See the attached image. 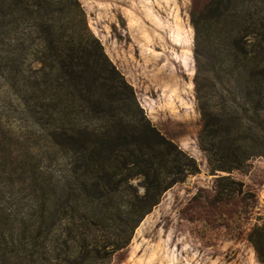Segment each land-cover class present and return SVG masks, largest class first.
<instances>
[{"label":"rangeland","instance_id":"374dc122","mask_svg":"<svg viewBox=\"0 0 264 264\" xmlns=\"http://www.w3.org/2000/svg\"><path fill=\"white\" fill-rule=\"evenodd\" d=\"M209 1L79 0L91 32L133 87L147 119L198 166L164 193L130 244L112 256L109 249L89 254L90 244L114 240L122 222L100 224L93 233L84 212L65 215L61 196L72 181L70 155L48 142L0 61V264H264L250 240L264 252V158L251 159L246 173L212 172L199 142L205 105L220 114L231 106L243 132L253 126L241 72L230 61L221 64L211 30L196 39L192 12ZM11 45L22 64L16 80L40 81L37 47ZM222 177L242 183L241 193L221 200L216 185ZM141 182L131 180L142 195ZM46 200L59 214L45 227Z\"/></svg>","mask_w":264,"mask_h":264},{"label":"trees","instance_id":"16d2710c","mask_svg":"<svg viewBox=\"0 0 264 264\" xmlns=\"http://www.w3.org/2000/svg\"><path fill=\"white\" fill-rule=\"evenodd\" d=\"M192 24L196 39L211 30L208 37L216 44L213 52L223 57L221 64L230 61L241 72L245 112L253 124L243 132L233 107L220 114L205 105L201 149L212 172L246 173L251 159L264 158V0H210L193 10ZM12 42L37 47L40 81L21 84L13 76L22 64L17 65ZM0 61L48 142L70 155L72 181L61 196L65 215L84 212L93 233L100 224L122 222L124 230L114 240L91 242L89 254L109 249L112 256L126 248L164 193L198 172L195 160L147 119L133 87L91 32L79 0H0ZM137 178L142 195L131 184ZM242 187L219 178L217 196L225 200ZM42 207L46 227L59 210L49 200ZM250 240L264 258L253 236Z\"/></svg>","mask_w":264,"mask_h":264}]
</instances>
